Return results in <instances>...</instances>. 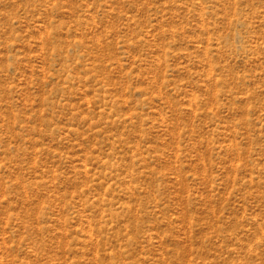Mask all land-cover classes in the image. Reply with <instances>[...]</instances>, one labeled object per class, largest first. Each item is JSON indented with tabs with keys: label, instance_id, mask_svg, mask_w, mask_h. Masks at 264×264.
Here are the masks:
<instances>
[{
	"label": "rangeland",
	"instance_id": "obj_1",
	"mask_svg": "<svg viewBox=\"0 0 264 264\" xmlns=\"http://www.w3.org/2000/svg\"><path fill=\"white\" fill-rule=\"evenodd\" d=\"M0 264H264V0H0Z\"/></svg>",
	"mask_w": 264,
	"mask_h": 264
}]
</instances>
